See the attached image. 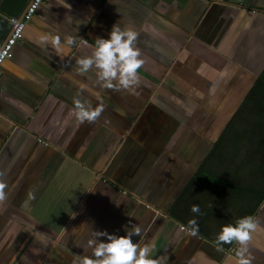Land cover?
I'll return each instance as SVG.
<instances>
[{"label":"crops","instance_id":"1","mask_svg":"<svg viewBox=\"0 0 264 264\" xmlns=\"http://www.w3.org/2000/svg\"><path fill=\"white\" fill-rule=\"evenodd\" d=\"M29 1L0 0V49ZM114 23L138 33L135 94L76 71L79 38ZM41 34L74 44L58 55ZM263 70L264 0H43L0 67V264H74L93 230L132 226L158 264H224L240 192L196 173ZM73 99L103 110L77 124ZM249 215L264 264V198Z\"/></svg>","mask_w":264,"mask_h":264},{"label":"clouds","instance_id":"2","mask_svg":"<svg viewBox=\"0 0 264 264\" xmlns=\"http://www.w3.org/2000/svg\"><path fill=\"white\" fill-rule=\"evenodd\" d=\"M137 36L138 33L131 28L121 29L114 23L106 38L97 36L89 43L80 37L78 46L88 49V52L76 57V71L84 73L92 69L100 87L123 89L135 94L138 70L144 64L141 51L135 45ZM37 42L50 45L59 55L68 51V46L74 44V38L69 35L61 42L58 35L41 34ZM97 98L99 99V94ZM72 103L69 115L77 124L95 121L103 110V105L99 103L95 107L80 99H73ZM190 210L198 213L199 206L193 204ZM190 223L194 225L195 221ZM256 230L257 224L250 215L238 218L234 224L221 226L215 237L217 246L234 244L233 251L225 258L224 264H252L249 241ZM195 231L196 228L193 227L192 233L195 234ZM123 232V235H117L104 230H93L92 237L86 241V250L91 255L79 256L74 264H158L150 255L151 245L133 242V236L140 232L138 226L124 227Z\"/></svg>","mask_w":264,"mask_h":264},{"label":"rangeland","instance_id":"3","mask_svg":"<svg viewBox=\"0 0 264 264\" xmlns=\"http://www.w3.org/2000/svg\"><path fill=\"white\" fill-rule=\"evenodd\" d=\"M259 113L264 116L263 110ZM255 114H257V112H255ZM256 120V117L253 119L242 118L240 121L241 130L238 128V131L242 133L243 140L236 145V153L232 152V149H225V154L228 156L226 159L227 166L230 163V158L233 160V155H235L234 161H231V165H234L233 168L243 164L245 160H247V163L249 162L243 166V168H240L237 174H234L235 176L232 182L234 188L240 192L238 199L242 211V213H239L241 217H243L248 212V209L255 204L258 191H260V188L264 187V133H262V135L259 133L256 134L253 130L255 128L251 125L252 123H257L258 126L264 129V117L258 119L257 122ZM257 124L255 127H257ZM251 141H254V144H251ZM225 150L223 149L224 152ZM221 165L223 164L220 162L217 163L215 168L218 169V172H213L212 174H231L224 170V167L220 168ZM230 202L231 198H228L227 203ZM226 213H228V211H225L224 214ZM224 219L225 215L221 216L218 220L215 219V221L223 222Z\"/></svg>","mask_w":264,"mask_h":264},{"label":"trees","instance_id":"4","mask_svg":"<svg viewBox=\"0 0 264 264\" xmlns=\"http://www.w3.org/2000/svg\"><path fill=\"white\" fill-rule=\"evenodd\" d=\"M261 110L264 111V70L262 71L256 82L249 90L248 95L240 105L238 111L236 112V115L228 123L225 131L221 134L220 138L215 143L213 150L211 151L208 159L204 162V164L196 174L199 175L202 173H207L209 169H210L209 172L211 174L213 172H218V169L215 167L217 163L220 162L223 164L220 166V168L224 167V170L231 173V174H227L232 176L228 178L227 182L228 184H232L235 176L234 174H237L240 168H243V166H245L249 162L247 163V160H245L243 164L233 168L234 165H231V161L233 162L235 157V155H233V160L230 158V163L227 166L226 159L228 158V156H226L225 154L226 153L225 149L226 148L232 149V152L236 153L237 150L236 145L243 140L242 133L238 131V128L241 130L240 121L242 120V118L253 119L256 117L257 120L263 118L264 116L259 113ZM255 112H257V114H255ZM256 124L257 123L251 124L255 128L253 130L256 132V134L259 133L262 135V133H264V131L262 130L264 129H262L261 126H258V124L257 127H255ZM250 143L254 144V141H251ZM223 149L225 150V152L223 151ZM258 197H259V202H261L264 198V187L260 188V191H258Z\"/></svg>","mask_w":264,"mask_h":264},{"label":"built area","instance_id":"5","mask_svg":"<svg viewBox=\"0 0 264 264\" xmlns=\"http://www.w3.org/2000/svg\"><path fill=\"white\" fill-rule=\"evenodd\" d=\"M43 2V0H30L26 9H25V13L22 17V21L20 23H18L14 29V31L12 32L10 38L7 40L6 44L3 46V48L0 51V67L2 62L6 59V57L9 55V52L11 50V48L13 47V45L21 40L22 38V32L24 29L25 24L33 17V15L35 14L37 8L39 7V5ZM13 23H15L16 21H12Z\"/></svg>","mask_w":264,"mask_h":264},{"label":"water","instance_id":"6","mask_svg":"<svg viewBox=\"0 0 264 264\" xmlns=\"http://www.w3.org/2000/svg\"><path fill=\"white\" fill-rule=\"evenodd\" d=\"M24 13H25V12H24ZM21 21H22V18H21L20 20H17L15 23L12 24V29H11L10 35H9L8 38L5 40L3 46L6 44L7 40L10 38V36H11L12 32L14 31L16 25H17L18 23H20ZM3 46L1 47V49L3 48ZM1 49H0V51H1Z\"/></svg>","mask_w":264,"mask_h":264}]
</instances>
